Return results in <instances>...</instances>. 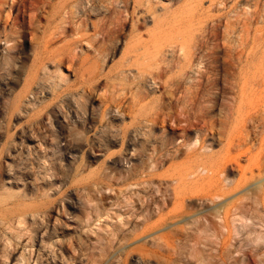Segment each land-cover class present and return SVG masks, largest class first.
I'll return each mask as SVG.
<instances>
[{
	"label": "rangeland",
	"instance_id": "rangeland-1",
	"mask_svg": "<svg viewBox=\"0 0 264 264\" xmlns=\"http://www.w3.org/2000/svg\"><path fill=\"white\" fill-rule=\"evenodd\" d=\"M18 1H0V264H264V0H99L96 15L45 0L33 22ZM168 106L202 116L187 140L232 181L182 219L151 186L140 205L150 150L160 192L188 161L164 147Z\"/></svg>",
	"mask_w": 264,
	"mask_h": 264
},
{
	"label": "bare ground",
	"instance_id": "bare-ground-1",
	"mask_svg": "<svg viewBox=\"0 0 264 264\" xmlns=\"http://www.w3.org/2000/svg\"><path fill=\"white\" fill-rule=\"evenodd\" d=\"M1 1V0H0ZM11 1V0H10ZM26 1V0H25ZM77 1V0H76ZM74 2V1H71V2H73V3H71L70 5H68V3H66V2H63L61 5H60V7L58 8V9H56L54 12H55V14L56 15H72L73 13H75V11L73 10L74 8H76V3L77 2ZM78 1H80V0H78ZM82 2L80 3V6H77V7H80V9L81 10H83V9H87L88 11H89V15H92V13H93V10L90 8V6L92 5V4H97V10H96V12L97 13H106V11H107V8L104 6V5H102V4H100V1H102V0H81ZM123 1V0H122ZM126 0H124V2H125ZM129 1V0H128ZM21 5H23L22 7H24L25 6V3L27 2H25L24 3V1H21V0H19L18 1ZM45 0H28V2H27V6H26V8L27 9H25V10H27V15H28V17H30V18H32V15H38L39 13L38 12H40V11H38L39 10V8L40 7H42L43 8V6H44V4H45ZM110 2V1H109ZM123 2V3H124ZM103 3H104V1H103ZM125 3H128V2H125ZM48 4V3H47ZM111 4V3H110ZM17 6H19V5H17ZM94 6V5H93ZM123 6V5H122ZM14 7H16V6H14ZM92 7V6H91ZM18 8V7H17ZM17 8H16V10H17ZM57 8V7H56ZM94 8H95V6H94ZM41 9V8H40ZM22 10V9H21ZM20 10V11H21ZM75 10H78L79 11V9L77 8V9H75ZM42 11V10H41ZM19 12V11H18ZM17 12V13H18ZM77 12V11H76ZM17 13H15V15L17 14ZM24 13V15L26 14L25 12H23ZM42 13H44V12H42ZM78 13V12H77ZM95 13V12H94ZM93 13V14H94ZM97 13H95V15L97 14ZM40 15V14H39ZM74 15V14H73ZM34 17V16H33ZM62 17V16H61ZM30 18H27L28 20L30 19ZM64 18V17H63ZM33 20V18L31 19V21ZM67 20V19H66ZM30 21V20H29ZM33 22V21H32ZM37 22H38V19H37ZM29 23V22H28ZM93 24V23H92ZM95 24V23H94ZM30 25V24H29ZM33 25V24H32ZM69 26V25H68ZM97 26V25H96ZM95 28V27H94ZM96 28H98L99 29V32H101L102 30H100V27L98 26V27H96ZM96 30V29H95ZM98 31V30H97ZM99 34V33H98ZM102 34V33H101ZM104 34V33H103ZM103 36V35H102ZM8 38V37H7ZM9 39V38H8ZM3 41H4V39H3ZM13 41V40H12ZM5 42V41H4ZM13 43V42H12ZM5 44V43H4ZM198 87V86H197ZM242 93V92H241ZM185 94V93H184ZM194 94V93H193ZM190 95V94H189ZM197 95V94H196ZM174 96V95H173ZM191 96V95H190ZM191 98H192V96H191ZM178 99V98H177ZM177 101V100H176ZM179 102V101H178ZM181 102V101H180ZM186 104V103H185ZM165 105V104H164ZM169 105V104H168ZM181 105V104H180ZM165 106H167V105H165ZM186 106V105H185ZM200 106V105H199ZM184 107V106H183ZM182 107V108H183ZM163 108V107H162ZM167 108H169L168 110H166V112H164L165 110H163V112L164 113H161L163 116H161L160 115V117H162V122L163 123H167V124H174V126H173V128H175V129H178V131H176V132H172V131H174L173 129H171L172 131V136H171V139L169 140L170 142H166V143H164L165 144V146L164 147H167V146H170V147H172L173 149H171V150H173V153L172 154H170L169 155V158H171V159H177L178 157H180L182 154L187 158V164L185 163V164H183V162L181 161L179 164H177V165H175V166H173L172 165V167H170L169 165H167L168 167H169V169L167 168V166H165L166 167V169L164 170V174H160L161 176H165V177H167V182L168 183H166V181L165 180H163V181H165V185L164 186H166V193L165 192H160V187L159 186H157L156 184H155V186H157V187H155L154 185H153V183H152V181L150 180V182L149 181H147L148 179H153L152 177H154L155 176V172H156V169H157V166H158V164H159V162L157 161V157H156V155H157V149L156 148H153L152 149V151L150 150V156L148 157V165H149V163H150V167L147 169V166H146V164H145V161L142 159L140 162H141V175H142V178L141 179H143L142 181H141V183H140V189H141V193L143 194V198H140V199H142V201H141V203H140V205H141V207H143V211H141V212H144L145 210H147V209H144V208H146V203H147V195H149L148 193L151 191V189L149 190L148 188V186H151L152 188H155L156 189V191H154L153 190V193L154 192H159V193H161L162 194V200L163 201H161L162 203H160V205H159V203H155L154 205H152V206H155V207H153V208H156V211H157V213H158V211H162L163 210V208L165 207H167L166 205L168 204V202H169V200L170 201H172V203L174 204V206H175V209H176V211L178 212H176V214L174 213V214H172V212H174L175 211V209L173 208L174 206L171 204V203H169L170 205H172V207L170 208V209H174L173 211L171 210V212H169L170 211V209H169V213L170 214H172L173 216H178L179 218H181L182 219V217H180V216H183L184 215V213H186V211L187 210H185V207H186V205H188L189 206V202L192 200V199H194V198H196V196H198V195H201L202 196V198H209V199H211V197L213 198V199H215L216 200V198H217V201H218V199H219V201L220 200H223L222 198L225 196V194L227 193L226 191H227V188H226V186H228V185H230L231 183H232V181L230 180V178H229V176H228V172H229V169L227 168V166L228 165H226V163L224 164V162L225 161H223L222 163L224 164H221V163H219L218 161L217 162H214V160L212 159V156H210L209 155V153H210V151H208L209 149V147L207 148L206 147V145H204L203 144V142H201L200 140H198L199 138H195V140L193 139V141H191V142H189L188 140H187V134H188V132H189V130H192V129H194L196 126H198V125H200V127H197V128H200L201 130L203 129V128H205V127H201V126H205V121L202 119V116H200V115H198V114H192L191 116L190 115H188V113H186V114H183L182 112H181V114H179V112H174L173 111V109H171L169 106L167 107ZM167 108H163V109H167ZM186 108V107H185ZM179 109V108H178ZM162 112L161 111V109L160 110H158V112ZM180 111V110H179ZM160 112H159V114H160ZM192 112H194V111H192ZM191 112V113H192ZM198 112V111H197ZM201 113V112H200ZM157 114V113H156ZM153 115H155V114H152V116H150V117H152V119L150 120V119H142V121H141V128H142V131H140L141 130V128L139 127V131H140V133H141V136H142V140H140L141 142H140V144H141V146H142V148H143V150H145V148H146V141H147V139H146V137H147V133H146V126H147V123H149L150 121V123L151 124H153V123H155V121L158 119V118H156L155 116H153ZM156 119V120H155ZM159 120H160V118H159ZM153 122V123H152ZM149 123V124H150ZM163 123H161V124H163ZM157 124V123H156ZM181 124H183V125H181ZM164 125V124H163ZM181 125V126H180ZM172 128V127H171ZM199 129V130H200ZM196 130V129H195ZM195 130H194V132H195ZM200 130V131H201ZM213 130V129H212ZM211 130V131H212ZM139 133V134H140ZM198 133V132H197ZM201 133V132H200ZM190 134V133H189ZM199 134V133H198ZM153 135V134H152ZM169 135V134H168ZM171 135V134H170ZM140 136V135H139ZM140 136V137H141ZM205 136V135H204ZM212 136V135H211ZM214 136V135H213ZM196 137V136H195ZM169 138V137H168ZM188 138H190V137H188ZM206 138V137H205ZM233 138V137H232ZM167 139V138H166ZM156 140V139H155ZM164 141V140H163ZM165 141H168V140H165ZM227 141V140H226ZM231 141V140H230ZM201 142V143H200ZM154 143V142H153ZM162 143V142H161ZM232 143V142H231ZM163 144V143H162ZM231 145V144H230ZM140 146V147H141ZM170 147H167V148H170ZM142 148H140V149H142ZM161 148V147H160ZM211 148V147H210ZM248 148V147H247ZM229 149V148H228ZM210 150H212V149H210ZM225 150V149H224ZM226 150H227V148H226ZM226 150H225V155H223V156H226V154L227 153H229V152H227L226 153ZM246 150H248V149H246ZM147 151V150H146ZM145 151V152H146ZM170 151V150H169ZM168 151V152H169ZM207 152H209V153H207ZM221 152V151H220ZM141 153H142V151H141ZM149 153V152H148ZM170 153V152H169ZM169 153H167V154H169ZM182 153V154H181ZM144 155H145V153H143ZM160 154V153H159ZM175 154H181L180 156H176ZM211 154H213V156H214V154L215 153H213V152H211ZM223 154V153H222ZM148 155V154H147ZM163 155V154H162ZM165 156H168V155H165ZM208 156H210L211 157V160H212V162L210 161V160H207L208 159ZM218 156H220L219 154H218ZM142 157V156H141ZM176 157V158H175ZM183 157V156H182ZM184 157V158H185ZM209 157V158H210ZM227 157V156H226ZM225 157V158H226ZM167 159H168V157H166ZM217 159V158H216ZM221 159V158H220ZM223 159H224V157H223ZM223 159H221V160H223ZM236 159V158H235ZM250 159V158H249ZM170 160V159H169ZM180 160V159H179ZM186 159H184L183 161H185ZM167 161V160H166ZM208 161H209V163H208ZM229 161H231V160H229ZM237 161V160H236ZM235 161V162H236ZM173 162V161H172ZM178 162V161H177ZM211 162V163H210ZM236 163H238V162H236ZM173 164V163H172ZM228 164V163H227ZM231 164V163H230ZM235 164V163H234ZM166 165V164H165ZM170 165H171V162H170ZM140 166V165H139ZM238 166V165H237ZM163 168V167H162ZM150 169V170H149ZM168 169V170H167ZM167 170V171H166ZM243 171H241L242 173L240 174V177H239V180H238V183L236 184V187H238L239 186V183H240V185H241V181H242V183L243 184H245L246 183V181H247V177H246V175H247V173L245 172V168L244 169H242ZM249 170V169H248ZM252 171V172H251ZM162 172V171H161ZM248 172H250V174H251V177H253V170H249ZM139 173H140V170H139ZM165 173H168V174H165ZM158 174V175H159ZM158 175H156L157 177H158ZM140 176V175H139ZM161 178V177H160ZM163 178V177H162ZM154 180V179H153ZM156 181V180H155ZM158 181V180H157ZM161 181V180H160ZM159 181V182H160ZM161 184H162V181H161ZM158 187H159V189H158ZM139 188V187H138ZM161 188H163L162 186H161ZM149 190V192H148V190ZM147 190V191H146ZM163 190V189H162ZM140 192V191H139ZM145 193H147V195L145 194ZM157 193H155V194H157ZM142 194H140V195H142ZM152 195V194H151ZM151 195H149L148 196V198L151 196ZM153 196H154V194H153ZM153 196H152V198H153ZM159 196V195H158ZM204 196V197H203ZM200 197V196H199ZM199 197H198V199H199ZM201 198V199H202ZM204 198V199H205ZM151 198H149L148 200L151 202V200H150ZM154 199H156V198H154ZM197 199V198H196ZM197 199V200H198ZM208 199V200H209ZM213 199H211V200H213ZM157 200V199H156ZM195 200V199H194ZM193 200V201H194ZM206 200V199H205ZM205 200H204V202H205ZM211 200H209V201H211ZM203 201V200H202ZM207 201V200H206ZM208 201V202H209ZM214 201V200H213ZM213 201H211V203L213 202ZM218 201V202H219ZM154 202V201H153ZM156 202V201H155ZM200 202V201H199ZM204 202H202V203H199V205L198 206H200L201 204L202 205H204ZM189 203V204H188ZM193 203V202H192ZM216 204H217V202H215ZM215 203H213L214 205H216ZM223 203V202H222ZM153 204V203H152ZM205 204H206V202H205ZM220 205H219V207H218V205H216L217 207V209L218 208H220L221 207V203H219ZM192 206V205H191ZM213 206V205H212ZM140 207V208H141ZM148 207V206H147ZM170 207V206H169ZM168 207V208H169ZM179 208V209H181V211H180V213H179V210L177 209V208ZM189 208H190V206H189ZM213 208H214V206H213ZM142 209V208H141ZM207 209V208H206ZM150 210V209H149ZM185 210V211H184ZM208 210V209H207ZM220 210V209H219ZM155 211V212H156ZM140 212V213H141ZM145 212H147V211H145ZM191 212V211H190ZM211 212H212V210H211ZM211 212H210V214H211ZM140 213H139V217H141L140 219V222H141V224H139L140 226H141V228H142V230H143V233H146L147 232V228H146V221L148 220L147 219V215H146V213L144 214H142L141 216H140ZM213 213H215V212H212V214L211 215H214ZM217 214H215L214 216H212V217H214V218H217V217H215V216H218V212H216ZM164 214V213H163ZM167 214V213H166ZM169 214V215H170ZM178 214V215H177ZM160 215V214H159ZM188 215V214H187ZM189 216V215H188ZM164 217H166V216H164ZM168 217V216H167ZM170 217H172V216H169L168 218H170ZM199 218V217H198ZM205 218V217H204ZM161 219V218H160ZM175 219H177V218H175ZM167 220H169V219H167ZM173 220V219H172ZM196 222V221H195ZM198 222V221H197ZM164 223V222H163ZM161 224V223H160ZM151 225H152V223H151ZM155 225V224H154ZM156 226V225H155ZM153 228V227H152ZM140 234H142V233H140ZM148 234H149V232H148ZM147 234V235H148ZM159 237V236H158ZM161 238V237H160ZM162 242V241H161Z\"/></svg>",
	"mask_w": 264,
	"mask_h": 264
}]
</instances>
